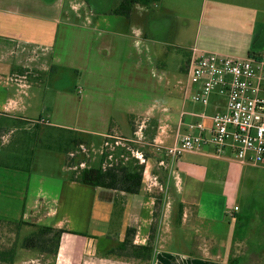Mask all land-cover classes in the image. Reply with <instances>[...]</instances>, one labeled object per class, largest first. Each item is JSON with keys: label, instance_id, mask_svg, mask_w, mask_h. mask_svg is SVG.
Segmentation results:
<instances>
[{"label": "crops", "instance_id": "1", "mask_svg": "<svg viewBox=\"0 0 264 264\" xmlns=\"http://www.w3.org/2000/svg\"><path fill=\"white\" fill-rule=\"evenodd\" d=\"M71 1L74 2V0ZM120 1L84 0L83 6L88 9L84 17L89 20H81L79 17L82 16L81 14L74 16L68 13L64 4L65 0H0V76L6 75L8 79L4 84L0 82V116L15 121L42 120L40 125L85 133L92 141L100 137L103 139L102 149L97 156L100 166L103 165V153L115 155V150L122 149L119 147L123 145L121 142L118 147L111 143L112 148H105L106 142L109 141L108 137L143 145L146 144L143 140L148 139L152 142V145H148L153 147L152 152L156 157L155 169H151L153 177L149 176V180L154 181L155 185L158 178L160 186L159 188L150 186L147 183L148 178L144 175L145 181L140 194L132 196L116 194L123 208V221L115 234L117 237L110 234L104 239L105 236L98 237L82 228H76V220L71 217L72 213L84 211L86 207L90 208V198L93 202L100 189L74 182L71 179L70 168L68 171L71 175L66 180L60 181L61 188L56 191L45 189V184L48 182L53 184V181L30 173L26 179L28 188L21 221L39 226L51 219V223L46 224V227L67 231L62 236L59 254L56 257L61 264H64L65 260L73 263V260L77 259L81 262L84 258L88 259L87 255L92 252L98 258L90 256V259H110L102 258L103 253L110 256L108 251L125 239L129 228L135 230L134 244L136 246L147 245L155 212L156 198L153 192L160 190L164 192L160 196L167 207L171 203L176 205L171 212L166 210L164 213L165 233L158 241L159 248L165 249L156 250L158 239L156 237L154 255L148 264H229L232 259L241 255L239 247H247L245 245L251 236L250 231H247L248 227L241 230L235 229L238 214L242 210L237 200L241 188L238 185L239 178L233 176L231 179L233 188L230 189L228 178L231 173L233 175L237 172L242 173V167L248 164H241L235 160L229 150L223 155H217L212 147H206L199 153H185L177 158L167 153V149L179 141L190 123L200 121L197 114L207 112L212 115L224 110L221 97L216 96L218 99L214 97L209 107L194 103L192 97L197 89L188 84L186 68V71H182L186 80L180 83L182 94L180 98H177L176 95L171 94L172 84L165 79V72L158 74L156 73L158 70L153 69L152 76L157 78L161 88L160 100H155L151 105L147 103L146 108L141 106L145 103L138 102L136 108L124 113L132 129V136L128 137L110 130L75 128L60 120L61 117L57 113L58 102L56 105L48 101L46 103L44 98H40L36 92H33L41 73L52 72L55 65L61 66L64 63L60 51L63 48L62 42L65 35L69 36L78 32L83 33L84 38L96 36L88 40L94 43L95 48L88 52L80 51L79 61L69 60L68 65L81 71L85 68L84 72L82 71V77H85L88 87L93 89L103 87L106 83L105 70L98 68L88 71L87 67L94 61L97 65L106 63L103 57L109 52L113 54V57L117 56L118 52L125 54V51L118 50L121 42L129 37L127 31L130 30L132 19L123 22L114 19L119 16L109 14ZM179 1L160 0L151 6L161 9V12L150 17L151 23L157 25L156 30L160 32L159 36L146 34L142 37L144 33L136 35V50L133 53L127 51L126 58L123 57L121 65L124 69L140 72L141 69L146 70L145 66L150 64L156 67L154 64L158 63L157 57L167 55L169 44L174 40L176 25L172 28V21L176 15L175 9L181 3ZM23 6L30 7L33 12L23 10ZM141 8L146 11L150 7L137 6L134 15ZM75 11L73 14H76ZM113 23H117V26L120 23L123 31L115 30L112 27ZM109 49L112 51H108ZM186 49L188 59H191L194 54H217L232 59L251 57L264 60V0H205L199 13L196 38ZM40 52L42 53L39 54ZM52 53L53 56H49ZM30 54L37 57L32 58ZM152 60H154L153 63H151ZM88 78L95 80L92 83L94 86L86 81ZM0 79L3 78L0 77ZM51 108L54 110L48 115ZM135 122L138 126L135 127L134 132L132 124ZM205 124L211 126L212 122L207 120ZM117 153L119 155L116 157L128 160L121 152ZM138 153L143 154V150ZM185 155L188 157L185 158ZM148 161L145 167L149 170ZM122 163L125 165L126 162ZM107 164H110L109 160ZM87 188H91L93 193L86 194ZM152 188H155L154 191ZM80 190L83 193H78ZM169 197L172 199L171 203L168 202ZM107 202L113 205V202ZM236 207H238L237 211ZM112 218L111 213L109 222L111 226ZM236 231H239V236L233 244ZM175 246L180 247L181 252H176ZM232 247H235L233 257H231ZM99 248L102 250L98 252ZM210 248L211 251L206 254ZM118 260L126 264H145Z\"/></svg>", "mask_w": 264, "mask_h": 264}, {"label": "rangeland", "instance_id": "2", "mask_svg": "<svg viewBox=\"0 0 264 264\" xmlns=\"http://www.w3.org/2000/svg\"><path fill=\"white\" fill-rule=\"evenodd\" d=\"M83 1L84 0H74V2H72L71 0H65L64 4L70 15L77 16L81 14L82 16H79L81 20H89L84 17V14L88 13V9L83 6ZM204 1L205 0L179 1L181 3H179L180 5L175 9L176 15L172 21V28L176 25L173 38L174 40H172L169 44L167 55L157 57L158 60H156L158 63L154 64L156 67L150 66L152 64L149 63L150 65L145 66L147 68L146 70L141 69L140 72H135L131 69H124L121 65L123 57L127 55L128 52L133 53V51L136 50V35L144 33L142 37L146 36V34L159 36L160 32L156 30L157 25L151 23L150 17L153 14L161 12V9L150 7L145 11V9L143 10L141 8L137 10L138 12H136L135 15L133 13L134 16L131 18L132 24L130 25V30L127 31V35L129 37H127L128 39H126V41H122L120 44V49L118 51H125V54L118 52L117 56L113 57V54L110 52L108 54L104 53L105 55L103 58L106 60V63L103 65H97L94 61L89 67H87L88 71H94L98 68L105 70L106 83L103 84V87H99V89L88 87L85 82V77H82V71L85 70V68L81 71L73 69V67L68 65L69 60L74 59L79 61L78 56L80 51L88 52L94 47V43L90 41L88 42V40H91L96 36L92 35V37L88 36L84 38L83 33L78 32L72 33L69 36H67V34L65 35L62 42L63 48L62 51H60V54L63 56L64 63H62L61 66L55 65V68H57H54L52 72L41 73L40 78L36 82L41 87L39 88L38 84L35 85L33 92H36L40 98H44L46 103L48 101L52 102L53 105H56L58 102L59 106L57 108V113L61 117L60 120L65 121L67 124L75 128L90 130L97 129L99 131L110 130L111 132L119 135H125L128 137L132 136V129L127 122V118L125 116L126 114L124 113L136 108L139 104L138 102L143 104L145 103V105L141 106L146 108L147 103L151 105L155 100H160L159 94L161 88L158 84L157 78L152 76L153 69L158 70L156 72L158 74H162L163 71L165 72V79L172 84L170 89L171 94L180 98L182 94L180 90V83H184L186 80V76L182 72V69L185 67L188 59V55L185 51L187 50L186 48L189 46V43L196 38L199 13ZM22 9L33 12V9L27 6H23ZM74 10H76V14H73ZM114 19L123 22L127 21V19L123 17ZM75 20L79 21L77 18H75ZM112 27L115 28V30L123 31L120 27V23L119 26H117V23H113ZM68 37H70L69 40ZM108 51L112 50L109 49ZM41 53L42 52L39 54ZM29 56L32 58L37 57L34 54H30ZM49 56L52 57L53 53ZM124 58H126V56ZM129 59L131 58L129 57ZM153 61L154 60H152L151 63H153ZM0 77L3 78L0 79L2 84L8 81L6 75H1ZM138 77L140 78L138 79ZM86 81H88L90 85L95 82L94 79L91 80L90 78ZM80 89L81 93H79ZM91 99H93L92 102ZM214 99H218V97ZM93 102H102L104 104H94ZM53 110L54 109L51 108L48 115H50ZM60 120L57 121L61 122ZM133 125L135 129V127L138 126V123L135 122ZM56 128L57 127L54 126L49 127L42 125V130L38 133V137L41 140V145H45V147L41 146L40 143L37 145L33 142L24 145L23 150H21L22 153L17 155L19 156L20 170L5 169L0 167V220L14 224L21 222L27 196L26 191L28 188V182L26 179L30 173L37 174L40 177L44 176L48 181H53V184L52 182L45 184V189L48 191L60 190V181L66 180V178L71 175L70 171H68L69 168L66 163V155L58 150L57 139L62 138L63 140H66L69 136L74 135L69 132L58 131ZM17 130L20 132H17ZM34 130L35 127L30 124L17 122L0 116V149L12 142H17L18 139H21V136L17 134H20L23 131L35 135L37 131ZM152 130L153 129H151V131ZM45 135H52V137H45ZM80 135H84V141H90V154L88 159V155L83 154L86 153L85 151L88 148L86 145H83L82 147L80 146V148L76 149H74V146L72 145L69 146L68 148L71 149L69 154H72L74 165H78L82 160H87L86 164L88 167L99 166L100 162L97 160V156L102 149L103 139L97 137L92 141L85 133H80ZM115 141V139H112L111 143L114 144ZM143 142L146 144L143 145L122 140L121 144L124 146L120 145L119 147H122V149L126 151L124 152L121 148L119 151L115 150L114 156L116 158V156L119 155L117 152H121V154H124L128 160L125 161L117 157L119 161L123 160L126 162L125 164L137 161L139 165H142L140 164L139 159L136 158V153L143 150V155H148L147 157L145 156V158L149 160L148 162L150 168L147 173L149 180V176L150 178L153 177L151 169H155L154 163L156 162V157L153 154L154 152H152V142L148 139L143 140ZM48 146L49 148H47ZM31 149H34V155L32 157V162L28 163L27 161L25 162V157L26 159L28 158V160L30 159L29 151ZM12 154L16 156V151H13ZM184 157L187 158L188 155H185ZM145 168L146 167L144 165V170ZM242 168V173L239 174V172H237L238 174L235 173L234 175L231 173L228 178V187L230 189L233 188L231 185V179L233 176H237V178H239L238 185L241 188L237 200L238 204L241 205L242 210L238 214V222L235 227L239 229L240 225H245V228L248 227L247 231H250L249 235L251 236V239L245 245L247 247L241 246L238 250L241 255L243 254V259L241 260L243 264H264V167L246 165ZM147 183L155 188H159L160 186L158 178L155 184L156 186L153 184L154 181L152 182L149 180ZM155 188H152L153 191ZM86 191V194L93 193L91 188H87ZM99 192L100 190L97 192L93 202L90 198V208L86 207L84 208V211L81 210L77 213H72L71 217L73 220H76V228H82L88 231L89 234H93L98 237L105 236L104 239L108 238L110 234L117 237L115 234L120 223L123 221L122 217L124 213L122 205L119 204L115 206L114 203L112 205L111 203L104 201L101 199V193ZM78 193H83V191L80 190ZM163 194L164 192L160 190H155L153 192V196L155 198L159 197V199ZM112 195L114 198L117 197L115 196V193ZM168 202H172L171 197H169ZM86 205L87 203L85 206ZM175 205H172L171 203L167 207L166 203L163 201L157 211L158 218L153 220L152 225L157 223V251L165 249L159 248L158 241L161 238V235H164L165 233V225H163L164 213L166 210L171 212ZM170 212L168 213V216L170 215ZM111 213L113 217L111 223L112 226L109 224ZM50 223L51 219L44 224H39V226L34 224L31 226L25 225L19 229L13 224L5 222L1 223L0 248L9 249L13 245H17V257L15 264H61L55 256L42 253L38 250H27L21 248L22 241L25 237L35 232L38 227H42L43 225L45 226ZM176 249V252H181L180 247L175 246L174 250ZM100 250L102 249L99 248L98 252ZM207 251L208 252L206 254L211 251V248ZM87 256L88 259L84 258L81 262L77 259L73 260V263L65 260L64 264H126L118 260L117 257L107 256L104 253L102 258L109 257L110 259H90V256L97 257L93 252L91 254L89 253Z\"/></svg>", "mask_w": 264, "mask_h": 264}, {"label": "built area", "instance_id": "3", "mask_svg": "<svg viewBox=\"0 0 264 264\" xmlns=\"http://www.w3.org/2000/svg\"><path fill=\"white\" fill-rule=\"evenodd\" d=\"M188 84L197 89L192 101L209 107L216 96L223 100V111L202 112L200 121L190 123L179 141L167 153L177 158L212 147L217 155L230 151L241 164L264 167V60L232 59L217 54L193 55L187 68ZM220 105V104H218ZM211 120V126L205 122ZM118 146L122 139L108 137L106 148ZM147 166L143 154L136 153ZM110 164L115 160L108 154ZM148 169L144 175L148 178ZM238 210V207L235 208Z\"/></svg>", "mask_w": 264, "mask_h": 264}, {"label": "trees", "instance_id": "4", "mask_svg": "<svg viewBox=\"0 0 264 264\" xmlns=\"http://www.w3.org/2000/svg\"><path fill=\"white\" fill-rule=\"evenodd\" d=\"M160 0H121L118 5L114 6L112 10L109 12L111 15L123 17L127 20L132 18L134 10L137 6H142L145 8H149L154 4H157ZM189 58V57H188ZM190 59H187V63L185 67L182 69L186 71V68L189 66ZM17 122L27 123L35 127L34 131H37L35 135L23 131L20 134L21 139H18L17 142H12L9 145L0 149V167L5 169H13V170H20V162H19V155L22 153L24 145H27L30 142L34 144L41 145V140L38 137V133L41 132L40 121L37 122H28L23 120H16ZM132 128L134 130L133 124ZM56 130H60L62 132H69L74 136H69L66 140L57 139L58 143V150L63 152L66 155V163L68 168L72 170L71 179L76 182L86 186H91L101 190V199L104 201H111L114 203L115 206L119 205L120 200L118 197H115L108 192H114L115 194H124V195H138L142 191L143 181H144V166L139 165L137 161L129 162L123 165V160L119 161L117 157H114V161L112 165L109 167L104 168V166L108 162V154L103 153L102 159V166L98 167H88L86 161H80L78 165H74V159H72V154L70 155L69 146H74L73 148H80L83 145H86L88 148L83 153L84 155L87 154V159L90 154V141L83 139L84 135H80L79 132H73L62 128H56ZM17 132H20L17 130ZM135 132V130H134ZM32 136H31V135ZM31 136V137H30ZM52 137V135H45V137ZM84 141V142H82ZM55 142V140H54ZM45 147V145H41ZM49 148V146L47 147ZM16 151V156L12 154V152ZM30 159H26L27 161L32 162V157L34 155V149L29 151ZM24 157V156H23ZM24 162V163H25ZM84 166V167H82ZM164 182L162 181V184ZM162 203V199L159 197L156 198L155 203V212H154V220L158 218V208H160V204ZM9 223L13 224L19 228L22 226H31L28 223H24L23 221L14 224L6 221L0 220L1 223ZM245 225H240L239 229H243ZM238 229V228H236ZM156 232H157V223H154L151 227L150 238L146 246H136L134 244V236L135 230L129 228L126 232L125 239L122 242H119L117 246L112 248L108 251L110 256H115L118 259L126 260V261H135L139 263L148 264L154 255V241L156 239ZM237 232V231H236ZM67 231L58 230L51 227H38L35 232L31 235L25 237L22 241L21 248L27 250H38L45 254H50L52 256L57 257L59 254L62 236L66 234ZM239 236V231L235 233L233 244L237 240ZM96 239V238H95ZM101 244V243H100ZM103 244V243H102ZM235 255V247L231 249V257ZM17 257V245H13L9 249H1L0 248V264H15V260ZM243 259V254L239 257L232 259L229 264H243L241 261Z\"/></svg>", "mask_w": 264, "mask_h": 264}, {"label": "flooded vegetation", "instance_id": "5", "mask_svg": "<svg viewBox=\"0 0 264 264\" xmlns=\"http://www.w3.org/2000/svg\"><path fill=\"white\" fill-rule=\"evenodd\" d=\"M93 2L96 1V0H92Z\"/></svg>", "mask_w": 264, "mask_h": 264}]
</instances>
